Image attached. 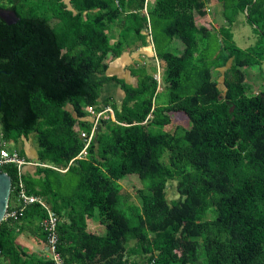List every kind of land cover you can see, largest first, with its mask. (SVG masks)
Instances as JSON below:
<instances>
[{
    "label": "trees",
    "instance_id": "16d2710c",
    "mask_svg": "<svg viewBox=\"0 0 264 264\" xmlns=\"http://www.w3.org/2000/svg\"><path fill=\"white\" fill-rule=\"evenodd\" d=\"M212 1L224 19L216 35L196 23ZM145 3L0 0L18 18L11 25L0 18V149L12 143L29 162L17 144L34 135L38 165L22 181L56 214L64 264H264V90L247 75L264 65V0ZM239 14L256 37L247 49L233 41ZM157 28L168 44L180 42L179 54L160 50ZM147 35L162 63L159 81L137 70L134 87L108 75L126 40L137 49ZM161 78L167 101L159 106ZM110 83L124 94L120 109L100 100ZM107 107L114 120H100L81 155V133L93 127L87 110ZM171 113L191 128L161 132ZM0 171L11 180L9 214L20 206L17 170ZM129 176L144 189L136 192L139 205L125 207L120 181ZM170 183L177 198L168 200ZM44 217L34 204L0 223V264H53L20 240L31 237L45 250ZM90 220L103 236L88 231Z\"/></svg>",
    "mask_w": 264,
    "mask_h": 264
},
{
    "label": "rangeland",
    "instance_id": "374dc122",
    "mask_svg": "<svg viewBox=\"0 0 264 264\" xmlns=\"http://www.w3.org/2000/svg\"><path fill=\"white\" fill-rule=\"evenodd\" d=\"M151 1H154V0H151ZM220 9H221V7H220ZM220 9L215 6L211 9V12H210L209 19H211L212 22L208 23L207 27L210 28V33L213 35H216V32L219 31L218 29L221 26H223V24H224V21H223L224 19L222 17V9H221V13H220ZM237 21H238L239 25L238 24L234 25L232 28L233 41L238 48L247 49L250 46H253L254 43L256 42L255 34H254L252 28L248 24L245 23L244 14H239V16L237 17ZM120 32L121 31H119L118 33H116V32L114 33V36L116 37V39H117V37L118 38L120 37L119 36ZM123 35H125V32L123 33ZM154 36L158 38V46H159L160 50L162 48L163 51H169L173 54H179L180 53L181 48H182L180 42L178 40H173L170 44H168L167 39L162 40L161 39V37H162L161 28H157L155 30ZM219 38H220V36H219ZM126 42H128V43H126V46L128 49L125 51H132L133 53L136 54L137 51L135 48L137 46L135 44H132L133 42L130 41L129 39L126 40ZM149 42H150V39L148 36L145 39V46L140 45V47L137 49L143 50L144 48L147 47V43L149 44ZM123 53H122V55H123ZM122 55H121V57H122ZM133 58H135V57H133ZM142 60L144 61V64L139 63L136 60H133V61H135V64L138 65V67H137V68H139L138 71L141 70V71H145L146 73L152 74L154 76V78L157 77L159 72H160V75H162V63L160 60H157L154 55L152 56V58L145 59V60L142 58ZM131 63H133V62H131ZM153 69H154V71H153ZM226 69H227V66L218 70V72L224 73V71H222V70H226ZM138 71H134L133 73L135 74ZM109 74H110V72H109ZM247 75H248L249 82L251 83V85L254 87V89L256 91L264 90V65L262 66L261 69L254 68L252 70H247ZM135 76H137V75H135ZM213 77L217 80V82H219V87L221 88L220 81H222V77H220V75L217 76L215 74L213 75ZM112 84L117 86L118 90H119V86L117 84H115V83H112ZM161 88H162V78L160 81V88H158V90H157L158 97L156 99V104L159 106L165 104L167 101L166 92ZM169 117L171 119L170 125L164 127L161 130V132L172 133L176 126H181V127L185 128L186 130L191 128L190 121L183 114L171 113V114H169ZM32 136L33 135L30 136V140H32ZM5 149L8 152L13 153L14 149H15V145L12 143H8L5 145ZM35 164H37V163H35ZM120 184L122 187L121 188V195L123 197L127 198V202L124 201L126 203L125 207H127L131 204L139 205V202H138L139 200L136 197V192L138 190L144 189L143 184L139 180H137V178L135 176H129V177L124 178L122 181H120ZM166 197L168 200L177 198V195L175 192V186L173 183H170V185L167 189V196ZM88 231L91 233H94L98 236H103L105 234L104 227L99 225L96 222V220H90L89 221ZM129 245L134 246L133 241L130 242ZM35 249L36 248L33 247V250H35ZM34 253H36V252H34ZM39 253L42 254V256H39L40 258H43V257L45 258V256L46 257L49 256V252H47V251L45 252V254L43 252H37L36 254L38 255Z\"/></svg>",
    "mask_w": 264,
    "mask_h": 264
},
{
    "label": "crops",
    "instance_id": "0c3cea01",
    "mask_svg": "<svg viewBox=\"0 0 264 264\" xmlns=\"http://www.w3.org/2000/svg\"><path fill=\"white\" fill-rule=\"evenodd\" d=\"M64 1H65V3L69 2V0H64ZM153 2L154 1L147 0L146 4L151 6L153 4ZM215 6L220 9V5L214 1L207 4L206 15L204 17L198 18L196 20V23L198 26L202 25V26L207 27L208 23L212 22V20L209 19V16H210L211 9ZM220 13H221V9H220ZM237 24L239 25V23H237ZM209 30H210V28H209ZM143 33L147 34L145 32H143ZM149 39H150L149 44L147 43V47L144 48L143 50L136 49V51H137L136 54L133 53L132 51H125L123 53L122 57L120 56L119 59L110 63L109 70H108L110 72V74L108 72V75L116 76L118 79H122L127 84L135 87L137 82H138V77L135 76L133 74V72L137 71L139 68H137L138 65L135 64V61H133V60H136L139 63L144 64V61L142 60V58L145 60V59L152 58L153 55L155 56L154 46H153V43L151 41V37H149ZM133 57H135V58H133ZM131 62H133L134 64ZM123 96H124V94L121 91V89L119 88V90H118L117 86L110 83L103 88V90L101 92L100 100L104 101L106 99H112L115 102V104L117 105V108L120 109V104H121V101L123 99ZM111 117H114L113 114L111 115ZM89 120H91V119L89 118ZM17 148H18V150L23 151V153L25 154V157L29 160V162H27V163H35V161L37 159L38 146L35 143L34 135L32 136V140H30V138H29L27 141L19 142L17 144ZM21 173L22 174H27V173L34 174L35 173V166L32 164H27V165L22 167ZM20 240L25 245V247H26L25 250H27L28 252H36V253L37 252H43L45 254L44 247L38 246L37 242L34 241L33 239H31V237L30 238L26 237V236L21 237ZM33 247H35L37 250L36 249L33 250ZM38 256H42V254L39 253ZM45 258H46V256H45Z\"/></svg>",
    "mask_w": 264,
    "mask_h": 264
},
{
    "label": "built area",
    "instance_id": "2783aa9c",
    "mask_svg": "<svg viewBox=\"0 0 264 264\" xmlns=\"http://www.w3.org/2000/svg\"><path fill=\"white\" fill-rule=\"evenodd\" d=\"M146 5L147 4L145 3V9H146ZM159 77L160 75L158 74L157 77H155V79L159 81ZM87 112L91 116L90 118L93 121V127L88 135L86 133H81V137L85 140V147L81 152V155L85 154L87 147L89 146L90 142H92V140L94 139L96 132L95 130L100 120H107L109 118L114 120V118L111 117L113 111L111 108L108 107L104 108L101 111H94L88 109ZM9 164L14 165L17 170V183L15 185V193H16V200L20 204V206H18L16 209L11 211L9 214L6 213L4 219L16 218L22 216V213L24 212L27 206L37 204L40 207H42L45 211V217L41 222V228L47 238V247L45 249V252L46 251L49 252V256L46 257V259L51 260L53 264H64L57 251V246H58L57 216L46 206V204L40 198L33 195H28L25 191V187L22 181V173H21L22 167L27 164H32L34 166H37L38 164L27 163L25 160L19 158V155L16 151L10 153L6 149H0V167ZM40 166L49 167L46 165H40Z\"/></svg>",
    "mask_w": 264,
    "mask_h": 264
},
{
    "label": "water",
    "instance_id": "95a60500",
    "mask_svg": "<svg viewBox=\"0 0 264 264\" xmlns=\"http://www.w3.org/2000/svg\"><path fill=\"white\" fill-rule=\"evenodd\" d=\"M0 18L8 25L15 24L18 21V18L15 15V13L10 10L0 9ZM231 63H232V59L228 61L227 68L230 67ZM231 111L232 108L230 109V112ZM10 192H11L10 177L6 173L0 171V223L4 220L7 212Z\"/></svg>",
    "mask_w": 264,
    "mask_h": 264
},
{
    "label": "bare ground",
    "instance_id": "6f19581e",
    "mask_svg": "<svg viewBox=\"0 0 264 264\" xmlns=\"http://www.w3.org/2000/svg\"><path fill=\"white\" fill-rule=\"evenodd\" d=\"M47 206V205H46ZM48 207V206H47ZM49 208V207H48ZM53 212V211H52ZM56 215V214H55Z\"/></svg>",
    "mask_w": 264,
    "mask_h": 264
}]
</instances>
